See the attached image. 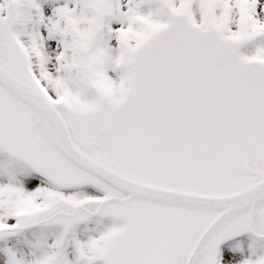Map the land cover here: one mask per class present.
<instances>
[{"label": "snow or ice", "instance_id": "1", "mask_svg": "<svg viewBox=\"0 0 264 264\" xmlns=\"http://www.w3.org/2000/svg\"><path fill=\"white\" fill-rule=\"evenodd\" d=\"M0 264H264V0H0Z\"/></svg>", "mask_w": 264, "mask_h": 264}]
</instances>
